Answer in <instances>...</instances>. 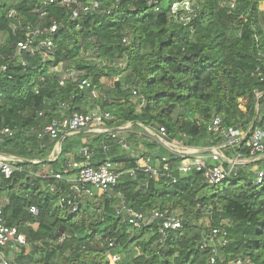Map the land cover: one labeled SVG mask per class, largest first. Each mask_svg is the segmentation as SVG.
<instances>
[{"label":"trees","instance_id":"1","mask_svg":"<svg viewBox=\"0 0 264 264\" xmlns=\"http://www.w3.org/2000/svg\"><path fill=\"white\" fill-rule=\"evenodd\" d=\"M96 1L98 12L72 20L69 9L43 0H0V66H6L0 72V128L16 130L13 136L0 135V155L20 159V172L0 179V205L6 224L26 239L11 264H110L108 241L114 243L110 253L119 258L116 264H207L209 250L199 248L208 231L199 223L204 219L209 228L225 230L230 241L219 249L217 264L235 259L264 264V182L255 187L247 171L214 188L199 173L174 172L173 184L167 176L154 179L137 169L135 158L110 135L95 134L92 164L109 158L122 173L110 192L95 193V200L69 213L47 189L56 185L67 191V183L29 177L45 165L59 172L73 148L85 147L65 138L58 158L46 162L59 140L38 134L63 113L62 103L66 114L86 113L89 104L111 113L107 127L131 124V146L142 143L149 150L156 144L142 142L137 134L142 127H164L170 140L184 135L191 146L206 142V126L214 117L245 132L254 122L255 128L264 125V0H234L231 11L226 0H190L188 24L171 14L179 0ZM53 25L56 31L50 33ZM28 27L41 32L37 41L51 40L48 60L37 52L15 55ZM89 50L93 56L83 58ZM58 67L76 72L77 81L89 79L99 96L89 98L77 81L60 86ZM102 144L109 146L107 152ZM169 163L176 160L169 156ZM255 166L264 170V159ZM132 169L135 178L126 173ZM121 203L140 212L176 210L185 221L162 241L155 228L134 230L118 220L115 209ZM61 235L66 237L59 242Z\"/></svg>","mask_w":264,"mask_h":264},{"label":"built area","instance_id":"2","mask_svg":"<svg viewBox=\"0 0 264 264\" xmlns=\"http://www.w3.org/2000/svg\"><path fill=\"white\" fill-rule=\"evenodd\" d=\"M45 5L56 4L70 10V19L75 20L81 16L95 14L99 10V3L96 0H43ZM230 11L234 9V0H226L225 5ZM155 11H159L156 7ZM171 14L175 20L188 24L192 16L190 0H179L171 6ZM110 11H107L109 14ZM181 13L178 17V14ZM29 33L24 41L16 45V54L22 52L39 53L42 60L49 59L48 51L52 44L50 39L37 41L40 35L39 30L27 28ZM50 33L56 31L53 25L49 30ZM123 42H127L124 40ZM6 66H0V72H5ZM68 71V70H66ZM69 72V71H68ZM78 74L69 72L60 73L59 85L64 86L67 81H77ZM117 79L108 81V86L112 87ZM77 83L79 91L84 92L91 98L99 96L98 89L87 78H81ZM136 96L137 92L132 93ZM262 94L256 92V98L259 99ZM242 107V102L241 106ZM60 108L63 113L59 117L53 118L45 125L38 138L47 137L51 140H63L66 137L78 134H108L114 140L122 151L136 160V168L148 174L151 178L167 176L176 183L173 173L179 176H186L190 172H196L202 175L204 183L214 188L223 183L230 176L236 177L240 171H247L253 174V184L259 187L264 182V170H260L255 164L264 159V125L253 127L249 133L241 127H224L220 117H214L206 126L208 138L203 151H199L192 146L186 145L185 136L181 140H170L164 127L156 130L144 128L143 132L137 133L142 142L155 143L156 150L148 153H135L130 149L128 137L117 136L116 132L109 130L106 123L113 120L111 113L96 107L94 110L86 113H69L64 111L67 104L62 103ZM39 117L43 116L42 112L38 113ZM118 130L130 132L131 124H126ZM16 130L1 129L0 135L13 136ZM104 152L108 151L109 146L102 144ZM246 152H242V150ZM163 150L164 155H159ZM140 152V151H139ZM80 161L66 162L59 172L46 171L43 173L36 172L29 177L38 179L52 178L56 182H64L69 185L68 190H62L56 185H48L50 193L58 194V205L66 209L69 213H77L87 201L95 200V192L101 196L103 193L110 192L118 183L122 173H118L119 165L105 158L97 165L91 162L92 152L88 148L82 147L79 150ZM169 156H172L176 163H169ZM51 162L55 161L51 156ZM40 162L35 161L34 164ZM20 172L16 162L6 157H0V179H10L15 173ZM136 169L127 170L126 173L135 178ZM74 175L73 178H71ZM98 196V197H99ZM29 212L37 215V209L30 207ZM115 217L123 223H127L134 230L144 228H155L157 234L163 241L170 231H177L183 227L184 217L176 210H158L140 212L135 211L123 203L115 209ZM208 228V231L202 235L199 243L201 250H209L207 264H217L220 260L219 249L230 243L227 239V233L223 229ZM66 236L61 235L59 242H62ZM26 245L25 236L19 233L16 227L8 226L3 218V207L0 205V264H11L13 256L20 246ZM114 243L108 241L105 257L110 264H116L119 258L112 256L110 249ZM8 254H7V253ZM10 254V256H9ZM9 256V257H8ZM228 264H258L248 259H235Z\"/></svg>","mask_w":264,"mask_h":264},{"label":"crops","instance_id":"3","mask_svg":"<svg viewBox=\"0 0 264 264\" xmlns=\"http://www.w3.org/2000/svg\"><path fill=\"white\" fill-rule=\"evenodd\" d=\"M262 9H263V7H264V4H262ZM264 11V10H263ZM109 128V127H108ZM109 130H111V131H113V132H116V134H117V136H122V137H128V135H129V132H126V131H124V130H118V128L116 129H111V128H109ZM94 134H88V133H85V132H82V133H78V134H75V135H72V136H69V137H66L67 138V143H69V144H80V146H82V145H84V146H88V148L90 149V151H94V150H96L97 148H98V146L96 145L97 144V142H94V136H93ZM62 142H63V140H62ZM62 142H61V145H62ZM57 145V144H56ZM61 145H60V147H61ZM96 145V146H95ZM206 146V142L205 141H200V142H198L197 144H195V146H192L193 148H196V149H198L199 151H203L204 150V147ZM81 148H77V149H75V148H73L72 149V152H70V153H68L66 156H65V158H64V161H65V163L67 162H71V161H73V160H79V150H80ZM154 150H156V146H155V148H153V149H151V150H149L146 146H144V145H142V143L141 144H139L138 146H137V148L134 150V152L135 153H150V152H153ZM57 151V149L56 150H54V152H53V154L51 155V156H53L54 157V159L56 160L57 158H58V156H59V151L58 152H56ZM140 151V152H139ZM163 151V150H162ZM163 155H164V153H163ZM6 158H9V159H12L13 161H15V162H19L20 161V159H18V158H15V157H6ZM51 158V157H50ZM50 160V159H49ZM34 162L35 161H33L32 163L34 164ZM46 171H52V168L49 166V165H45V166H41V167H39L38 168V170H37V173L38 172H40V173H43V172H46ZM74 177V175L71 177V178H73ZM96 193V195L97 196H99V193L97 194V192H95ZM205 220V219H204ZM205 222V224L208 226L209 225V223H208V221L207 220H205L204 221Z\"/></svg>","mask_w":264,"mask_h":264},{"label":"rangeland","instance_id":"4","mask_svg":"<svg viewBox=\"0 0 264 264\" xmlns=\"http://www.w3.org/2000/svg\"><path fill=\"white\" fill-rule=\"evenodd\" d=\"M224 5H226V1H225V3H224ZM260 9L263 11L264 10V7H263V9H262V7H260ZM89 56H93V52L91 51V50H89V51H87V52H84V54H82V57L83 58H87V57H89ZM56 70V72L57 73H61L62 74V72L64 71L63 69H61V68H57V69H55ZM69 72H74V71H72V70H68ZM68 71H64V74H67V73H69ZM74 73H76V72H74ZM89 98H91L89 95H87ZM87 110H86V112H90V111H92V110H94L95 109V107L93 106V105H91V104H89L88 106H87V108H86ZM128 144H129V146H130V149L131 150H135L136 148H137V146H136V148H134L133 146H131V144L132 143H130L129 141H128ZM133 145V144H132ZM157 147V146H156ZM55 150H56V147H55ZM56 152H58V150L56 151ZM0 157H1V155H0ZM2 157H4V156H2ZM205 220H200V224L204 227V226H207L206 224H205V222H204ZM7 253V252H6ZM8 254V253H7ZM9 256H10V254H9ZM8 256V257H9Z\"/></svg>","mask_w":264,"mask_h":264},{"label":"water","instance_id":"5","mask_svg":"<svg viewBox=\"0 0 264 264\" xmlns=\"http://www.w3.org/2000/svg\"><path fill=\"white\" fill-rule=\"evenodd\" d=\"M254 125H255V122L250 126V128L248 129V133H249V131H251L252 129H253V127H254ZM61 142H62V140H59L58 142H57V145H56V149L60 152V145H61ZM9 159V158H8ZM47 163H49V162H51V160H48V161H46Z\"/></svg>","mask_w":264,"mask_h":264}]
</instances>
